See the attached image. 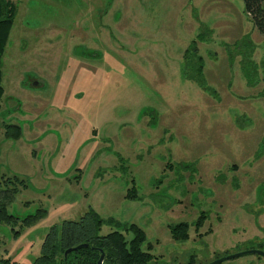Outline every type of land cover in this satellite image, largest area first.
<instances>
[{
	"label": "rangeland",
	"instance_id": "obj_1",
	"mask_svg": "<svg viewBox=\"0 0 264 264\" xmlns=\"http://www.w3.org/2000/svg\"><path fill=\"white\" fill-rule=\"evenodd\" d=\"M9 1L0 181L23 185L6 207L18 221L0 224L2 257L29 264L49 227L88 208L109 220L99 235L140 228L147 264L264 253V37L241 0ZM189 48L212 94L182 78ZM177 223L187 240L170 238Z\"/></svg>",
	"mask_w": 264,
	"mask_h": 264
},
{
	"label": "trees",
	"instance_id": "obj_2",
	"mask_svg": "<svg viewBox=\"0 0 264 264\" xmlns=\"http://www.w3.org/2000/svg\"><path fill=\"white\" fill-rule=\"evenodd\" d=\"M246 16L252 23L256 32L264 37V0H241ZM14 17V6L6 1L0 0V62L8 39ZM188 56V57H186ZM184 60L181 68L183 79L193 82L198 89L212 94L213 91L206 86L202 75V59L196 55L195 49L185 50ZM2 88L0 86V99ZM3 137L5 139L17 140L20 137V127L14 124L3 125ZM16 184H22L15 176L1 179L0 181V224H14L18 218L8 214L7 205L11 203L17 192ZM133 188L127 194V198H134ZM44 214L43 210H36L34 214L27 215L19 220L20 227H28ZM203 214H200L193 224L194 230L200 227ZM109 220H102L91 209H87L76 220H64L52 225L47 229L41 244L39 255L29 264H96L99 251L103 254L102 264H147L152 256L141 249L145 240L143 231L134 224L120 225L119 227L131 237L127 241L121 231H111L105 235H99L102 224ZM188 225L177 223L168 226L170 238L173 241H185L188 238ZM13 234H18L14 231ZM86 244V248L71 251L65 259L63 252L71 247ZM259 257V256H257ZM0 264H17L0 254Z\"/></svg>",
	"mask_w": 264,
	"mask_h": 264
},
{
	"label": "water",
	"instance_id": "obj_3",
	"mask_svg": "<svg viewBox=\"0 0 264 264\" xmlns=\"http://www.w3.org/2000/svg\"><path fill=\"white\" fill-rule=\"evenodd\" d=\"M87 245L86 244H80V245H77L75 247H71V248H68L66 249L64 252H63V258L65 259V257L67 256V254H69L71 251H74V250H77V249H80V248H86ZM99 257L96 261V264H102V260H103V254L101 253V251H99ZM244 255H257V256H260L264 259V253L261 252V251H257V250H246V251H243V252H239V253H236V254H231V255H228V256H225L223 258H219L213 262H210L208 264H218V263H221L223 261H226V260H229V259H233V258H237V257H240V256H244Z\"/></svg>",
	"mask_w": 264,
	"mask_h": 264
},
{
	"label": "flooded vegetation",
	"instance_id": "obj_4",
	"mask_svg": "<svg viewBox=\"0 0 264 264\" xmlns=\"http://www.w3.org/2000/svg\"><path fill=\"white\" fill-rule=\"evenodd\" d=\"M6 1H8V2H10L9 0H6ZM11 4H12V2H10ZM14 14H15V9H14ZM257 256V255H256ZM260 257V256H259ZM262 258V257H261ZM263 259V258H262Z\"/></svg>",
	"mask_w": 264,
	"mask_h": 264
}]
</instances>
